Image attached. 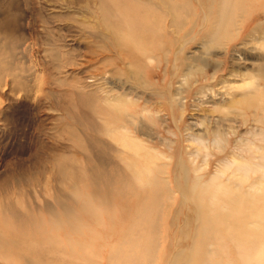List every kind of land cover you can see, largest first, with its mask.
<instances>
[{"label":"rangeland","instance_id":"374dc122","mask_svg":"<svg viewBox=\"0 0 264 264\" xmlns=\"http://www.w3.org/2000/svg\"><path fill=\"white\" fill-rule=\"evenodd\" d=\"M101 4L102 0H0V264H111L130 227L135 198L112 192L107 207L102 198L108 137L92 104L103 105L101 99L109 92H127L154 105L163 125L153 126L151 138L168 151L167 145L180 141L191 151V134H205L211 145L209 132L224 131L230 142L209 158L211 174L224 159H232L236 142L257 127L254 113L245 124L244 116L233 110L226 116L225 110H217L229 107L242 91L220 83L213 91L206 86L204 93L186 92L175 79L171 90L182 88L186 105L179 130L162 99L114 72L119 62L127 64V57L108 49L110 31ZM258 25L263 27L256 30ZM186 50L190 57L222 64L232 85H242L243 78L253 75L264 87V0L252 2L241 35L232 44L206 55L197 39ZM160 72L153 73L158 90L167 87ZM93 170L102 173L99 193L87 199L94 192ZM86 200L100 208L99 218L87 211ZM123 202L132 209L123 208ZM189 219L192 229L195 224ZM166 233L157 264H165L173 249L191 244L190 237L180 238L178 226ZM231 252L239 264L233 246Z\"/></svg>","mask_w":264,"mask_h":264},{"label":"bare ground","instance_id":"6f19581e","mask_svg":"<svg viewBox=\"0 0 264 264\" xmlns=\"http://www.w3.org/2000/svg\"><path fill=\"white\" fill-rule=\"evenodd\" d=\"M253 1L102 0V18L110 31L108 49L127 57V66L119 62L114 72L162 99L179 130L186 105L182 88L171 90L175 79L187 87L186 92L204 93L206 86L213 91L220 83L233 92L242 91L240 98L232 97L229 107L217 110H225V116L233 110L244 116L245 124L254 113L258 123L247 131L248 137L236 142L232 159H224L221 168L211 174L207 171L209 158L230 142L224 131L209 132L211 145L205 134H191V151L181 141L167 145L168 151L166 145L160 147L159 140L151 138L150 131L163 125V120L149 101L127 92H109L101 99L103 105L94 102L108 137L105 161L109 166L102 170L107 183L104 203L110 205L107 195L112 192L135 198L130 227L111 264H157L161 239L168 238L164 232L174 226H178L180 238H191V244L173 249L165 264H235L231 246L239 264H264V87L253 75L243 78L242 85H232L222 73V64L190 57L186 50L197 39L206 55H212L215 47L232 44L241 35ZM161 70L167 87L158 90L153 73L160 76ZM102 173L93 170L94 192L87 199L99 193ZM122 207L132 209L125 203ZM85 208L99 218L100 208L94 203L86 200ZM189 218L195 224L192 229ZM73 223L78 225L77 218Z\"/></svg>","mask_w":264,"mask_h":264}]
</instances>
